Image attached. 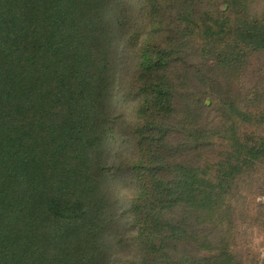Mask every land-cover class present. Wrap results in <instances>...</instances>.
<instances>
[{"label": "trees", "instance_id": "16d2710c", "mask_svg": "<svg viewBox=\"0 0 264 264\" xmlns=\"http://www.w3.org/2000/svg\"><path fill=\"white\" fill-rule=\"evenodd\" d=\"M197 38L241 66L264 52V0H0V264L235 262L208 213L264 137L192 163Z\"/></svg>", "mask_w": 264, "mask_h": 264}, {"label": "rangeland", "instance_id": "374dc122", "mask_svg": "<svg viewBox=\"0 0 264 264\" xmlns=\"http://www.w3.org/2000/svg\"><path fill=\"white\" fill-rule=\"evenodd\" d=\"M197 41L199 63L192 69L197 79L183 76L181 81L182 88L192 96L184 92L183 108L180 106V111L187 112L184 133L190 159L192 163L197 161V154L193 156L195 147L205 151L208 163L225 162L239 144L250 145L264 137V122H259V117L264 116V52L251 54L241 66L234 68L235 59L225 56L230 50L227 42L209 43L199 38ZM209 70L210 78L206 80ZM173 75L174 68L169 78ZM240 110L250 119L248 123L237 116ZM199 135L204 141L199 142ZM206 139L212 144L210 151L201 144ZM233 161L232 156V164ZM238 175L234 186L237 194L232 190L224 205L208 216L212 220L223 218L222 238L230 243L237 257L233 264H264V160ZM210 180L215 182V178ZM228 227L229 233L225 235Z\"/></svg>", "mask_w": 264, "mask_h": 264}]
</instances>
